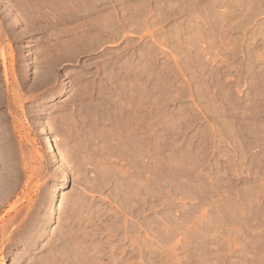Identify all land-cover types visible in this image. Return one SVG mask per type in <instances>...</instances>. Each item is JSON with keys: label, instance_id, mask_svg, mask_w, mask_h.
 I'll return each instance as SVG.
<instances>
[{"label": "rangeland", "instance_id": "374dc122", "mask_svg": "<svg viewBox=\"0 0 264 264\" xmlns=\"http://www.w3.org/2000/svg\"><path fill=\"white\" fill-rule=\"evenodd\" d=\"M0 232V264H264V0H0Z\"/></svg>", "mask_w": 264, "mask_h": 264}, {"label": "bare ground", "instance_id": "6f19581e", "mask_svg": "<svg viewBox=\"0 0 264 264\" xmlns=\"http://www.w3.org/2000/svg\"><path fill=\"white\" fill-rule=\"evenodd\" d=\"M38 132L40 133V134H43L44 135V147H45V149L47 150V152L49 153V155H50V157L52 158V159H54V160H56L57 162H60V160H62L61 159V154L59 153V151H58V149H57V147H56V145L54 144V141H53V139H52V137L49 135V133H48V131H47V126L45 127V124L44 125H40L39 126V128H38ZM53 192L54 191H52V194H53ZM33 224V223H32ZM43 225V224H42ZM33 227V226H32ZM32 227L31 226H29V224L27 225V228H26V230L24 231V234H23V232L19 235V236H22L21 238H25L26 239V236H27V234L29 235V232L31 231V229H32ZM5 228V227H4ZM3 228V229H4ZM25 228V227H24ZM23 228V229H24ZM1 232H3L2 231V229H1ZM0 232V233H1ZM10 233H12V232H10ZM1 234H3V233H1ZM4 236V235H3ZM2 236V237H3ZM61 237V236H60ZM63 238V237H62ZM62 241V240H61ZM57 242V241H56ZM56 247V246H55ZM56 253V252H55ZM37 261V260H36ZM35 262V261H34ZM46 262V261H45ZM52 262V261H51Z\"/></svg>", "mask_w": 264, "mask_h": 264}]
</instances>
